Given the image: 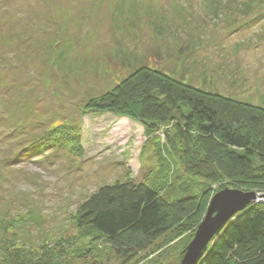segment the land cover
<instances>
[{
    "label": "rangeland",
    "instance_id": "obj_1",
    "mask_svg": "<svg viewBox=\"0 0 264 264\" xmlns=\"http://www.w3.org/2000/svg\"><path fill=\"white\" fill-rule=\"evenodd\" d=\"M142 65L264 107V0H0V238L52 250L56 264H126L76 226L99 187L143 181L167 203L193 194L208 208L235 185L187 173L171 126L146 133L136 119L86 110ZM59 125L80 139L35 153ZM245 188L250 204L264 202V190ZM187 230L165 257L127 264H177Z\"/></svg>",
    "mask_w": 264,
    "mask_h": 264
},
{
    "label": "trees",
    "instance_id": "obj_2",
    "mask_svg": "<svg viewBox=\"0 0 264 264\" xmlns=\"http://www.w3.org/2000/svg\"><path fill=\"white\" fill-rule=\"evenodd\" d=\"M85 108L136 119L146 133L171 126L166 138L174 147L181 145L187 173L210 183H235L231 188L264 190V107L205 91L142 65ZM76 129L55 127L35 143L34 152L79 140ZM200 205L193 194L167 203L143 181L115 182L99 187L80 204L76 226L92 230L126 264L143 253L163 258L184 229L190 228L187 238L180 240L181 249L191 241L207 209ZM53 257L52 250H27L0 238V264H56ZM181 259L182 255L177 264ZM196 264H264V202L231 216Z\"/></svg>",
    "mask_w": 264,
    "mask_h": 264
},
{
    "label": "water",
    "instance_id": "obj_3",
    "mask_svg": "<svg viewBox=\"0 0 264 264\" xmlns=\"http://www.w3.org/2000/svg\"><path fill=\"white\" fill-rule=\"evenodd\" d=\"M256 200L254 192L225 188L217 192L208 205L204 218L198 224L193 238L182 253L180 264H196L203 249L219 228L235 213Z\"/></svg>",
    "mask_w": 264,
    "mask_h": 264
}]
</instances>
